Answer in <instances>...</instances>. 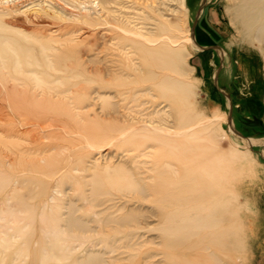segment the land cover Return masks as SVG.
I'll use <instances>...</instances> for the list:
<instances>
[{
  "label": "rangeland",
  "instance_id": "1",
  "mask_svg": "<svg viewBox=\"0 0 264 264\" xmlns=\"http://www.w3.org/2000/svg\"><path fill=\"white\" fill-rule=\"evenodd\" d=\"M229 4L0 0V45L12 49L0 51V124L18 122L15 132L40 165L47 157L59 163L50 175L18 172L16 155L0 149V238L11 235L0 241V258L264 264V60L255 41L239 40ZM172 80L187 88L186 100L165 84ZM8 100L37 118L19 112L17 121ZM183 117L192 123L175 125ZM10 133L0 128V136ZM222 146L231 153L223 156ZM166 159L177 170L170 185L177 197L208 184L219 196L231 193L227 209L184 215L181 201H159L168 190L151 187L144 197L115 183L128 177L135 187L155 186V164ZM208 171L215 177L206 183ZM109 217L127 221L108 224ZM71 218L84 226L69 225ZM230 221L233 242L221 231Z\"/></svg>",
  "mask_w": 264,
  "mask_h": 264
},
{
  "label": "bare ground",
  "instance_id": "2",
  "mask_svg": "<svg viewBox=\"0 0 264 264\" xmlns=\"http://www.w3.org/2000/svg\"><path fill=\"white\" fill-rule=\"evenodd\" d=\"M180 2V4L184 7V0H178ZM227 14L229 17V22L231 27L233 28V30L236 32L239 40L241 41V43H243L244 41L247 42H252L255 41L256 44L258 45V49L259 51L262 53V59L264 60V0H230V4L228 5V10H227ZM5 45H0V51L7 46V49L5 51H2L3 54H5V52H10L12 51V49L10 48V43L9 42H5ZM3 47V48H1ZM180 53L182 54V52H180L179 50V54L177 56H181ZM220 53H224L223 51H220ZM1 55V52H0ZM16 60V59H15ZM16 63H18V61H15ZM264 66V65H263ZM36 77V84L35 86L41 87V84H44L45 81H43V79H41L39 76L35 75ZM170 80V79H169ZM167 83H165L166 85H170L173 86V90H177V85H178V81L172 80V81H166ZM175 87V88H174ZM9 93V92H8ZM177 93H179V96L181 98H183V100H186V95H187V88L183 87L178 88ZM11 95V93H10ZM0 102L5 101L3 100L4 97L3 95L0 96ZM10 99V97H8ZM2 100V101H1ZM181 101L180 98L178 99L179 102V106L184 107L185 105V101ZM7 104V103H6ZM8 105H9V114H15L14 117L16 118V120H20L18 117L19 115H21V113H27L28 115H30V118H27V115L24 113L22 115L23 120L25 121H31L33 118H37L35 116H33L32 112L30 111L29 108H24L23 106L20 105H11L10 104V100H8ZM23 110V111H22ZM19 112H21L19 114ZM8 114V113H7ZM223 118V117H222ZM11 119V118H10ZM190 119V118H189ZM12 120V119H11ZM146 121V120H145ZM163 121V120H162ZM21 122V121H20ZM154 122V121H153ZM153 122H149L151 124H153ZM18 123V122H17ZM17 123H8L6 125H4L3 123L0 124V128L3 129H7L10 130V135H8L6 137V135L4 134V136L1 134L0 136V143H1V147L0 149L3 148H9L10 152H12L13 154L16 155V159H17V168L16 170H19L18 172H22V170L24 169H29L31 171H37L39 173H46L49 172L48 174H53L55 171H57L55 166H59V163L57 164L58 161H54L55 159H51L50 157L44 158V164L40 165L39 161L36 160V158H31L30 157V153L31 150L27 147L26 145V141L23 140V138H21V136H19L15 131L17 130ZM24 123H28V122H24ZM192 123L189 122V120H186V117L182 118L181 121H176L175 125H179V126H188ZM150 124V125H151ZM19 128V127H18ZM153 129L155 130H162L163 132H169L171 134V128L165 127V128H160V127H153ZM174 129H177L176 127ZM118 130H120L119 128H113L112 132L115 133ZM17 132L19 133V130H17ZM25 132V131H24ZM5 138H10V140L8 142L5 141ZM5 142H4V141ZM41 147H36L34 148L35 151L34 153H37V150L40 151ZM148 148H153V146L148 145L145 146L144 149H148ZM231 150L230 148H225V147H221V151L219 150V152L224 156L227 155V153ZM141 155L143 156H149V153L147 152H141ZM171 154H169L168 156H170ZM156 156V159L161 158L163 159L161 156ZM237 156V155H236ZM26 157V159H25ZM167 158V157H164ZM160 161V160H159ZM158 163V161H157ZM160 163L162 165L158 166L157 164H155V168L154 169H158L159 167V173L157 174V184L155 186L150 185L147 186L146 188L144 187H135V182H133L132 180H130L128 177H119L115 180L116 184H121V186H126L128 187V189H132V191H138L139 193H141L144 197L147 195V190L146 189H151V187H154L156 189H164V190H168V193L166 194H162L163 196L159 198V201L161 203H163L165 206H172L173 204H177L176 202L181 201L182 203L180 205H178L177 207L181 209V211L183 212L184 215H189V214H193V213H200V211H208L210 214L214 215L217 212H220L221 210H225L227 209V205L229 204L228 200L232 199V195L231 193H228L227 191L223 194H221L220 192V196H219V191H217L216 189L211 188L208 184L205 187H200L199 191H196L192 196H183L184 192H181L180 194L182 196L177 197L175 192H173V187H170V185L172 184V180L174 178H172L171 174L177 173V170L175 169V166L170 162V160H165L164 162L160 161ZM185 167V166H184ZM61 170V174L60 176H58L59 178H63L66 177L67 175V170ZM185 173L187 174V171H185ZM201 176V175H200ZM186 177V176H185ZM214 174L211 171L206 172V175L203 176L204 178V182L207 183V181L212 180L214 178ZM176 179V178H175ZM174 179V180H175ZM171 180V181H170ZM191 182H195L192 181ZM196 183V182H195ZM158 186V187H157ZM134 187V189H133ZM150 190V191H151ZM163 191L161 190V193ZM99 194V193H98ZM142 196V197H143ZM179 196V194H178ZM185 199H189L187 202L185 201ZM95 200V199H93ZM92 200V201H93ZM184 200V201H183ZM199 200L205 201L206 202V206H199L198 204H194V202H197ZM231 201V200H230ZM94 202V201H93ZM99 202H96V204L94 205H98ZM161 211L164 212L163 208H161ZM227 211V210H226ZM231 215H233V212H230ZM126 218H107L106 219V223L108 224H124L126 222ZM215 222H217V224H221L220 219H215ZM235 221H230L222 231V233L224 235H226L227 237H232V242L234 241L233 239H235V234L236 232L234 231L235 229H237V224L235 223ZM68 224L69 225H73V224H77L79 226H82V222H80L77 218L74 219H69L68 220ZM84 226V225H83ZM82 226V227H83ZM45 228V227H44ZM47 230V229H46ZM238 230V229H237ZM5 237L0 238V241L4 239H8L10 240L11 235H6V233H4ZM43 249V248H42ZM41 249L36 250L35 252H33V255L38 252H40ZM214 256V255H212ZM231 256V255H230ZM58 259V258H57ZM231 259V258H229ZM216 260V264H220V262ZM232 260L234 261V258H232ZM190 264H206L205 261L200 260V258L198 257V259H196L195 261H188ZM235 263V261H234ZM0 264H22V262H17L14 260H9V261H5L4 258H0ZM28 264H59L58 261H56V259H51V258H42V257H34L33 260L31 262H29ZM80 264H90L89 262H83Z\"/></svg>",
  "mask_w": 264,
  "mask_h": 264
}]
</instances>
